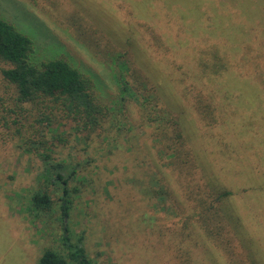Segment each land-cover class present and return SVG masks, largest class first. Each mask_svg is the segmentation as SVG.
Returning a JSON list of instances; mask_svg holds the SVG:
<instances>
[{"label": "rangeland", "instance_id": "1", "mask_svg": "<svg viewBox=\"0 0 264 264\" xmlns=\"http://www.w3.org/2000/svg\"><path fill=\"white\" fill-rule=\"evenodd\" d=\"M56 1L60 6L49 5V0L46 4L40 0L37 5L30 0H0V13L31 34L45 53L68 59L91 77L98 98L111 109L103 132L89 136L76 133L69 121L54 124L57 132L68 137L65 144L48 136L47 151L53 162L64 163L65 175L75 170L69 188L78 192L70 197L72 203L66 220L71 241L75 242L79 234L83 236V248L92 264H227L202 230L199 214L210 203L203 202L201 206L200 200L208 198L202 195V190L206 194L216 189L237 191L247 185L229 178L231 166L220 169L224 167L223 161L228 164L230 159L228 154L224 156L226 160L219 155L215 131L209 126L212 107L206 106L208 114L203 119L192 90L184 89L185 77L195 75L196 59L208 48L204 47L205 38L206 45L212 43L200 31L207 21H198L196 17L199 0ZM128 7L136 13L126 12ZM184 7L191 17L178 21L176 14ZM167 14L174 18L165 21ZM78 25L87 30L99 28L104 36L98 33L88 36L87 33H92L82 32ZM152 25L158 27L155 33L162 44L175 54L172 61L168 52L155 48L159 44L151 38ZM121 54L126 55L123 59L130 61L131 69L150 77V84L158 89L160 108L150 103L145 110L132 96L120 93L115 74H123L126 81L134 84L129 72L117 71L118 66L111 64V58ZM183 68L187 75L182 73ZM211 82L204 86L207 88L203 87L207 93ZM130 87L137 97L144 95ZM245 90L247 86L242 85V92ZM252 91L255 93V88ZM7 92L0 76V96ZM235 101V108L244 110L241 105L245 103ZM250 102L252 106L258 104L255 97ZM259 107L244 111L248 122L262 123L264 101ZM145 113L154 122L147 121ZM165 113L171 117L167 118L181 123L194 149V160L199 165L203 161L205 175L198 166L176 168L175 162L163 154L164 134L172 135L162 128L170 126L160 119ZM238 118L241 117L235 119ZM233 133L229 131L227 138ZM26 148L24 139L0 131V264H37L45 250L63 256L67 253L62 243L64 226L58 201L61 191L50 184L48 188L43 186L44 181L39 180L43 169L39 150L29 152ZM258 149L253 143L247 150L249 165L256 162L259 153L253 157L252 152ZM257 167L250 169L251 177L259 174L252 177L254 181L262 175V169L259 172ZM39 189H48L53 200L52 212L31 208L30 197ZM146 191L150 196L144 194ZM260 195L264 199V192ZM238 197L233 195L217 205L228 217L233 211L230 206H237L242 219L238 226L232 223L237 244L244 251L249 249L248 254L264 264V231L254 229L253 221L243 218L238 210L241 206L236 201ZM232 213L234 217L236 213Z\"/></svg>", "mask_w": 264, "mask_h": 264}, {"label": "trees", "instance_id": "2", "mask_svg": "<svg viewBox=\"0 0 264 264\" xmlns=\"http://www.w3.org/2000/svg\"><path fill=\"white\" fill-rule=\"evenodd\" d=\"M30 1L33 5L40 3V0ZM47 1L43 0V3L46 4ZM49 1V5L53 7L60 6L56 0ZM132 6L136 9L134 5ZM134 8L128 7L126 12L135 14ZM196 8L198 21H207L203 28L200 27V31L208 34V36L203 34V37L211 38L213 44L206 45L205 38L204 47L208 48L203 53L200 52L199 58L196 59L195 75L192 78L185 77L184 89L192 90V98L198 103L199 110H202L203 119H206L208 114L206 106L209 104L212 107L209 113L211 119L209 126L215 131L219 155L226 160L224 156L228 154L230 159L228 164L227 161H223L224 167L220 169L231 166L232 173L228 175L229 178L240 185H247L243 188L238 187L237 191L216 189L213 193L207 194L202 188V195L208 198L200 200L201 206L203 202H210L207 203L208 208L202 207L204 212L199 214L202 230L227 264H261L262 261H257L248 254L249 249L244 251L237 244L239 242L237 233L232 228V223L238 226L242 221L240 213L236 211L237 206L232 205L234 202L231 203L230 207L236 214L233 217L231 215L233 211H230L228 217L217 204L233 195L239 196L236 201L239 200L241 204L238 210L243 218L249 222L253 221L254 229L264 231V199L260 195L264 192V117L262 123L259 120L248 122L245 114L248 109H260L259 104L264 101V0H199ZM136 10L138 12V9ZM182 11L176 14L179 15L177 20L187 21L191 15L187 13L186 7ZM150 18L153 20L151 16ZM173 18L174 16L167 14L164 19L171 21ZM90 26L92 27L91 24ZM77 28L81 29L80 25ZM157 28L153 25L149 27L153 42L162 45L155 48L161 52H168V58L172 61L176 56L173 57L175 54L170 48L162 44L164 42H161L156 34ZM82 30L85 32L89 30L88 32L92 33H87L88 36H97V33L104 36L103 30L99 28ZM125 56L121 54L111 58V64L118 66L116 70L129 72V77L134 83L126 81L122 73L123 77L115 74L120 93L123 96L126 94L132 96L138 106L145 110L150 103L160 108L158 89L150 84V77L137 69H131L130 61L123 59ZM183 72L187 75L184 68ZM0 76L9 90V93L0 96V131L6 130L12 137L24 139L26 150L29 152L39 150L37 154L43 162L39 180L44 181L45 188L50 184L59 187L61 191L58 201L60 219L64 226L62 243L67 253L63 256L58 252L45 250L37 264H92L83 248V236L79 234L75 242H72L66 227L72 203L70 197L78 192L76 188H69V181L75 170L72 169L71 173L65 175L64 163L53 162L54 159L47 151L48 136L52 141L57 140L60 144H65L68 137L57 132L54 124L69 121L74 124L76 133L89 136L98 131L103 132L109 122L111 109L98 98L95 92L96 84L91 77L68 59L45 53L31 34L21 30L1 13ZM209 80L212 81L211 94L203 89ZM203 81L206 83L203 84ZM242 85H246L248 90L242 92ZM130 86L138 92H144V95L141 98L137 97V92L135 93ZM253 88L255 93L252 91ZM231 91L234 93L231 94ZM251 97L257 100L256 106L249 103ZM235 100L245 103L241 105L243 112L235 108L233 103ZM147 113L146 120L154 122ZM167 116L171 118L165 113L160 119L163 118L170 126L162 128L172 135L170 137L167 132L164 134L166 149H163V154H166L169 161L175 162L176 168L198 166L205 175L203 161L199 165L194 160V149L188 135L180 127L181 123ZM237 117L241 118L235 119ZM229 131L234 133L228 139ZM243 136L248 138L243 140ZM235 140L237 142H234ZM236 143L239 145L236 146ZM253 143L259 148L258 151L252 152L253 157L255 153L259 154L255 156L254 165L253 163L249 165L246 153ZM254 166H258L256 170L259 172L262 169V175L257 181L252 177L256 178L259 174H252L251 177L250 173ZM187 173L189 174L188 171ZM261 179L263 182H260ZM47 190L39 189L31 195L30 205L35 211L52 212L53 200ZM144 194L150 196L147 191Z\"/></svg>", "mask_w": 264, "mask_h": 264}]
</instances>
